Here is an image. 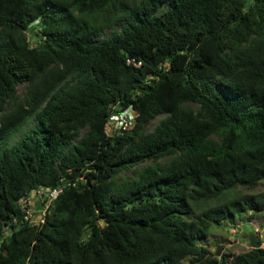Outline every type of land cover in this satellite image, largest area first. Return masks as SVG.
Wrapping results in <instances>:
<instances>
[{"label": "trees", "instance_id": "trees-1", "mask_svg": "<svg viewBox=\"0 0 264 264\" xmlns=\"http://www.w3.org/2000/svg\"><path fill=\"white\" fill-rule=\"evenodd\" d=\"M261 181L264 0H0V264H264L204 245Z\"/></svg>", "mask_w": 264, "mask_h": 264}, {"label": "rangeland", "instance_id": "rangeland-1", "mask_svg": "<svg viewBox=\"0 0 264 264\" xmlns=\"http://www.w3.org/2000/svg\"><path fill=\"white\" fill-rule=\"evenodd\" d=\"M33 32H39L38 28H34L28 32V36L32 39ZM109 32L107 31V34ZM24 87H17V96L22 97ZM195 108V107H194ZM156 121L153 122V124ZM32 120H29L24 127L19 128L15 133V136L10 138V141L15 142L23 131H26L32 127ZM166 159H162L161 163L165 164ZM149 164V163H148ZM147 164V165H148ZM145 165L139 166L142 168ZM133 173L131 170H125L122 174L117 176L118 181L132 178ZM242 196H254L256 198L264 197V181L259 182L254 188L245 189L238 187L232 192H229L222 202L230 201L233 198H239ZM37 195L31 193L29 195L28 205L32 211L39 209L40 203L37 201ZM35 212L33 215L36 216ZM252 235H255L258 242L261 244V248H264V211L263 212H251L245 211L240 214H236L231 220H224L219 227H213L208 237L204 239V245L209 252H214L220 248V256L223 255L228 260L233 259L235 256L245 253L251 249L249 241ZM219 257V256H217ZM183 264H189L188 260H185Z\"/></svg>", "mask_w": 264, "mask_h": 264}, {"label": "built area", "instance_id": "built-area-1", "mask_svg": "<svg viewBox=\"0 0 264 264\" xmlns=\"http://www.w3.org/2000/svg\"><path fill=\"white\" fill-rule=\"evenodd\" d=\"M136 116L137 113L134 112L132 109H127L119 113L118 115L111 114L105 124L106 135H122L124 130L131 128ZM72 185L74 184L72 183ZM62 190V187H59L58 189L52 191L39 189L36 192V195L38 196L37 201H39L41 207L33 211L29 207H26V205H28L27 201L19 200V205L21 206V209L24 214L23 219L28 221L33 226H39L40 223H43V219L48 207L53 203V201L57 198L59 193L62 192ZM35 211L38 212L37 216L33 215Z\"/></svg>", "mask_w": 264, "mask_h": 264}, {"label": "water", "instance_id": "water-1", "mask_svg": "<svg viewBox=\"0 0 264 264\" xmlns=\"http://www.w3.org/2000/svg\"><path fill=\"white\" fill-rule=\"evenodd\" d=\"M251 249H259L261 248V244L258 242L257 238L255 235H252L249 241ZM216 256H220V248H218L215 251Z\"/></svg>", "mask_w": 264, "mask_h": 264}]
</instances>
